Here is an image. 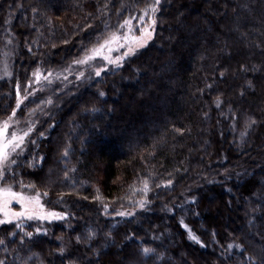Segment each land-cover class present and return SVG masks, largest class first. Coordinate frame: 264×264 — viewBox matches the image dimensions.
Segmentation results:
<instances>
[{"label": "trees", "instance_id": "1", "mask_svg": "<svg viewBox=\"0 0 264 264\" xmlns=\"http://www.w3.org/2000/svg\"><path fill=\"white\" fill-rule=\"evenodd\" d=\"M148 3L0 0V60L8 39L16 49L11 77L0 80V118L15 107L17 81L22 97L43 89L17 110L22 126L27 118L35 123V144L27 143L23 166H14L16 180L46 191L47 208L69 213L25 221L24 231L47 234L23 244L19 229L0 225L5 264L264 262V0H162L153 41L121 68L110 65L91 80L76 79L91 72L87 66L63 71L105 33L104 21L115 30ZM37 68L53 70V83L26 89ZM48 98L54 103L37 108ZM249 119L256 123L246 128ZM33 157L36 166L27 167ZM145 178L147 208L117 215L131 210L130 186L142 187ZM181 219L203 246L189 239ZM89 229L96 238L77 244ZM230 243L240 247L227 249ZM142 247L155 255L142 256Z\"/></svg>", "mask_w": 264, "mask_h": 264}, {"label": "snow or ice", "instance_id": "2", "mask_svg": "<svg viewBox=\"0 0 264 264\" xmlns=\"http://www.w3.org/2000/svg\"><path fill=\"white\" fill-rule=\"evenodd\" d=\"M109 7L108 3H105L102 8H98L97 11L104 15V10ZM122 9H127L128 5H122ZM162 7V0H151V3L145 5L143 9H137L138 15L129 16L124 19L115 30L112 29V26L104 21V29L105 33L97 38V42L91 48H84L83 55L77 59H74L66 68L63 69L64 72H68L71 74V69L73 65L78 66H87L91 68V72L87 75L85 71H79L76 74L77 80L88 79L91 80L93 75L95 77H100L102 73L107 70L108 65H112L114 69L121 68L124 62L132 56H135L137 52L147 46L150 40L153 39V35L155 33V28L158 24L157 14L159 13ZM33 11H36L35 9ZM121 9H118V14ZM91 15V14H89ZM133 21L138 22L140 25L139 28L135 29ZM138 31L139 35H136L135 32ZM67 43V41H65ZM12 40H7V45H11ZM123 49V52L113 57L112 53L115 51H120ZM31 51V48H29ZM3 68L2 71L5 76H11L12 73L8 70V58L11 56L10 52L3 53ZM100 58L104 61V66L101 67H93V61L97 58ZM46 72V74H45ZM56 73L47 69L42 71L40 68H37L32 73V79L29 81L27 88L33 87V82L36 85L44 84L49 85L53 83V77ZM223 75V73H221ZM58 78V77H57ZM64 80H67V76L63 77ZM249 86L251 84L249 82ZM42 91V88L34 89L32 92H26V94L21 96V85L19 81L16 83V104L12 109L11 113L7 115L5 118H0V225H13L14 228L19 229L23 234L21 236V244L24 243L25 238L31 240L34 235L39 234H47V230L41 227H37L35 232H27L24 231L25 221L31 220H40V221H54V220H65L69 215L67 212H57L55 210L45 208L44 203L41 201L42 196H47L48 193L40 192L36 189L35 185H25L23 181L16 180V172L14 171L15 167H21L22 162L20 157L23 155V152L27 146V143L35 144V141L30 140V136L35 130V123L27 118L23 121V126H21V121L17 117V110L20 109L22 103L29 98L30 95H34L35 91ZM98 95L100 97H104L106 95L105 92L99 91ZM54 101L51 98L46 100H42L40 105H37V108H40L41 105H51ZM222 101L217 98L216 106L220 107ZM37 109H31L29 111V117L35 114ZM92 111H97V109L93 108ZM85 112L89 111V109L85 108ZM256 121L254 119H249L246 123L245 127H252ZM246 133H241L243 137ZM41 136L44 133H40ZM69 156L68 148L61 154L62 159H67ZM40 160H43V157H40ZM36 157H33L28 161L27 167H35L36 166ZM69 171L75 172L76 169L72 168ZM11 173V174H10ZM65 180L69 179V172H64ZM172 180L169 179L165 186L172 185ZM142 187L136 188L130 186V195L126 197L131 210L117 211L116 214L121 217L135 216L137 209H146L149 205L150 201L146 198L147 193L150 190L149 181L147 178L141 181ZM160 187V185H157ZM19 189V190H17ZM98 191V190H97ZM137 195H141V199H135ZM63 197L61 196L60 199ZM96 200H102V197L99 194L95 197ZM19 205V210H15L12 205ZM103 208L105 210V214H108L109 205L107 203H103ZM181 225L187 229L189 234V239L195 243L201 244L199 237L195 235L190 228L186 224H184L183 219L180 221ZM12 236L17 235L16 232L11 233ZM96 232L89 229L87 233L83 236H77L76 243H85L88 244L92 240L96 238ZM107 236L110 238L111 234L108 233ZM5 241L0 239V245H3ZM203 246V245H202ZM234 247H240L239 245L228 244L227 249H232ZM140 253L144 257H149L155 255V250L149 247H142L140 249ZM66 254V249L61 247L57 250V255L63 257ZM96 255H99V252H96ZM31 259V257H29ZM250 259H253L250 257ZM0 264H5L3 260H0ZM26 264V262H25ZM257 264H264L262 261H257Z\"/></svg>", "mask_w": 264, "mask_h": 264}, {"label": "rangeland", "instance_id": "3", "mask_svg": "<svg viewBox=\"0 0 264 264\" xmlns=\"http://www.w3.org/2000/svg\"><path fill=\"white\" fill-rule=\"evenodd\" d=\"M133 25H134V31H135V29H137V28H139L140 27V25L138 24V22H136V21H133ZM155 32H156V28H155ZM135 34L136 35H139V32L138 31H136L135 32ZM154 36H155V33H154V35H153V39H154ZM153 39L152 40H150L149 41V43L147 44V46L153 41ZM142 49V48H141ZM15 50L16 49H14V47H11V45H7V48H5V50H4V52H10L11 53V56L8 58V65H9V68H8V70L11 72V73H13V67H14V61H13V55L15 54ZM123 52V49H121L120 51H115V52H113L112 53V56L113 57H115V56H118V55H120L121 53ZM3 60H4V56L2 55V58H1V60H0V80L1 79H8V78H10L9 76H5L4 75V73H3V71H2V68H3ZM96 60H98V61H101L102 63H103V65L102 66H104V61H102L99 57L96 59ZM96 60L95 61H93V63H95L96 62ZM108 66H110V65H108ZM107 66V67H108ZM21 126H22V124H21ZM17 190H19V189H17ZM41 201H42V203H44V205H45V208H47L46 207V203H45V201H44V198H43V196L41 197ZM12 207L15 209V210H19V205L18 204H13L12 205ZM47 209H49V208H47ZM139 210V209H138ZM56 211V210H55ZM57 212H60V211H57ZM33 221V220H32ZM34 221H40V220H34ZM54 221H59V220H54ZM54 221H51V222H54ZM41 222H49V221H41Z\"/></svg>", "mask_w": 264, "mask_h": 264}]
</instances>
